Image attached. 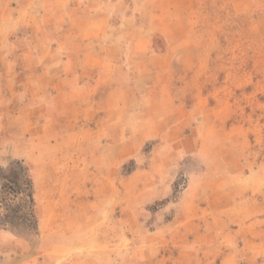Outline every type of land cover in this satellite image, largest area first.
<instances>
[{"label":"rangeland","instance_id":"rangeland-1","mask_svg":"<svg viewBox=\"0 0 264 264\" xmlns=\"http://www.w3.org/2000/svg\"><path fill=\"white\" fill-rule=\"evenodd\" d=\"M18 162L0 264H264V0H0Z\"/></svg>","mask_w":264,"mask_h":264},{"label":"trees","instance_id":"trees-1","mask_svg":"<svg viewBox=\"0 0 264 264\" xmlns=\"http://www.w3.org/2000/svg\"><path fill=\"white\" fill-rule=\"evenodd\" d=\"M0 181L4 190L0 194V207L4 209V213H0V228L15 229L20 224L35 223V187L28 168L18 162L6 170L1 169ZM14 206L15 214L10 215V208Z\"/></svg>","mask_w":264,"mask_h":264},{"label":"crops","instance_id":"crops-1","mask_svg":"<svg viewBox=\"0 0 264 264\" xmlns=\"http://www.w3.org/2000/svg\"><path fill=\"white\" fill-rule=\"evenodd\" d=\"M3 232H6V231H3Z\"/></svg>","mask_w":264,"mask_h":264}]
</instances>
